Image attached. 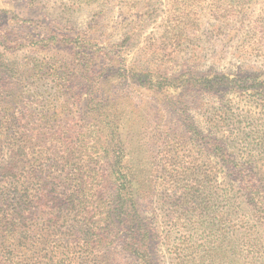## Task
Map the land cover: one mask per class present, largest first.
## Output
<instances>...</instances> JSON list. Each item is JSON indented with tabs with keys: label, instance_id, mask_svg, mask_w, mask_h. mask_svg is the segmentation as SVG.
Segmentation results:
<instances>
[{
	"label": "trees",
	"instance_id": "16d2710c",
	"mask_svg": "<svg viewBox=\"0 0 264 264\" xmlns=\"http://www.w3.org/2000/svg\"><path fill=\"white\" fill-rule=\"evenodd\" d=\"M165 62L156 70L120 64L118 74L177 107L184 127L171 133L148 124L138 101L120 107L104 91L94 94L103 82L59 78L52 98L32 100L25 94L42 78H0V264H164L162 245L182 263L240 261L237 251L253 227L264 226L259 169L254 158H239L227 137L200 129L177 93L187 87L216 94L243 87L244 79L190 70L166 75ZM256 77L246 88L263 99L264 77ZM214 122L217 131L234 123L232 140L247 155L264 146V116L221 108ZM145 146L150 158L140 174L137 150ZM220 167L238 182L249 211L218 190ZM221 223L231 228L224 231L226 260L211 247Z\"/></svg>",
	"mask_w": 264,
	"mask_h": 264
},
{
	"label": "rangeland",
	"instance_id": "374dc122",
	"mask_svg": "<svg viewBox=\"0 0 264 264\" xmlns=\"http://www.w3.org/2000/svg\"><path fill=\"white\" fill-rule=\"evenodd\" d=\"M170 50L176 53L169 55ZM162 58L166 60V75L190 70L207 73L209 79L213 72L244 79L243 87L228 86L227 90H215L216 94L187 87L177 94L187 103L200 129L227 137L230 149L235 147L239 158H254L264 183V146L247 155V150L242 151L232 140L234 123L217 131L214 122L221 108L235 114L264 116V98H257L246 88L254 83L251 78H258L256 74L264 77V0H0V78H42L36 89L25 94L32 100L31 94L51 97L53 82L59 78L94 80L103 82L97 85L99 89L94 85V94L104 91L120 107L138 101V111L148 117V124L158 125L164 132L180 131L184 127L181 114L165 94L154 88L138 89L130 77L118 74L120 64L156 70ZM220 97L224 100L219 101ZM208 118L212 120L208 122ZM240 126L248 127L246 123ZM261 140L264 145V138ZM137 154L142 174L150 153L145 146ZM216 173L218 190L249 211L250 204L238 182L224 167ZM225 226L231 229L221 223L211 238V247L218 248L216 256L224 260L230 255ZM252 232L247 246L237 251V264H264V226L257 224ZM202 242L199 239L195 249L201 251ZM159 252L164 264H224L182 263L171 259L165 245Z\"/></svg>",
	"mask_w": 264,
	"mask_h": 264
}]
</instances>
